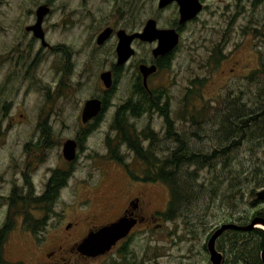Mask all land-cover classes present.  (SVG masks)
I'll return each instance as SVG.
<instances>
[{
	"label": "rangeland",
	"instance_id": "rangeland-1",
	"mask_svg": "<svg viewBox=\"0 0 264 264\" xmlns=\"http://www.w3.org/2000/svg\"><path fill=\"white\" fill-rule=\"evenodd\" d=\"M255 1L203 0L201 12L185 25L169 68L148 80L149 90L168 101V118L185 148L199 158L209 157L181 168L193 188L189 187L186 201L172 220L164 215L170 201L165 184H141L143 166L124 146L120 148L123 164L109 158L106 142L115 137L113 114L133 99L135 74L131 72L119 76L109 105L96 129L83 141L56 200L47 205L33 202L42 194L52 170L67 169L61 145L77 132L82 103L103 97L98 76L113 59L106 49L101 59L92 58L85 69L84 58L77 60L67 75L62 74L64 60L59 54L44 51L35 61L37 46L19 68L0 54V228L8 227L3 260L30 264L28 260L39 258V249H50L47 247L63 236L66 222L94 213L100 201L113 202L118 194L124 199L143 191L160 227L154 223L147 233L134 231L128 245L120 246L108 258L77 264H209L205 243L213 230L226 223L244 225L254 213L264 214V201L250 205L254 193L264 189V120L256 116V125L250 129H261L230 149L228 132H218L226 129L223 118L235 102L238 106L228 113L243 115V119L248 113L259 114L264 107V0ZM37 3L7 0V6L0 8V53L9 45L2 30L8 28V35L17 34L21 24L30 21L27 12L34 11ZM154 10L155 5L147 0H136V26L156 16ZM174 13V8L163 12L158 26L168 25ZM86 24L84 28L77 26L74 34L52 28L47 37L54 44L69 39L80 46L84 36L97 28L90 20ZM6 38L14 42L10 36ZM24 42L29 44L27 37ZM135 49L137 60L146 59L147 46ZM128 122L138 134H152L151 151L157 161L170 156L168 148L177 147L166 136L164 121L157 114L131 117ZM221 148L223 156L212 155ZM15 189L24 200H8ZM34 226L37 229L32 231ZM228 232L216 240L215 248L222 254V264H235L232 242L244 237ZM249 240L254 241L252 237Z\"/></svg>",
	"mask_w": 264,
	"mask_h": 264
},
{
	"label": "flooded vegetation",
	"instance_id": "flooded-vegetation-1",
	"mask_svg": "<svg viewBox=\"0 0 264 264\" xmlns=\"http://www.w3.org/2000/svg\"><path fill=\"white\" fill-rule=\"evenodd\" d=\"M34 11H28L30 21L24 25L21 24V30L15 35H8V28L2 30V34L10 36L14 42H10L6 37L5 40L8 42V47L5 48L1 55H6V59L9 63H11L14 67L19 68L23 67V61L30 56L32 49L34 46L38 47V51L34 60L38 59V56L46 51L51 55L59 54L61 60H64L62 67V74L67 73L70 75L74 68L76 61L84 58V68L89 64L90 60L96 57L98 60L103 57V53L106 49L111 52L112 61L109 62L106 70H102L99 73L98 80L102 86V94L103 97H94L91 99H96L100 101V112L97 116L91 118L86 123L80 122V113L83 107V103L79 112V122L77 132L72 139L75 143V157L71 162L64 161L67 166V169L59 170L54 169L50 174V178L46 181L44 185V189L42 194L39 197H46V193L48 191H52L55 188H58V191L64 187V185H60L55 183L57 180L52 181L51 176L53 172H57L61 177L70 175L71 167L74 161L77 158V153L81 149V145L83 141L86 139V136L93 132L104 111L109 105L108 98L112 94L115 87L119 84L121 76L124 73L135 74L134 80L131 84L132 87V106L136 108V105L140 106L139 114L137 117H132L133 119H137L142 117L145 114H157L156 111L147 110L142 105H140V95L137 90L142 88L145 91L146 95L151 97V90L148 87V80L155 73L160 72L164 69L169 68V65L172 60L173 53L179 44V40L181 34L184 30V27L187 23L193 21H187L185 23L179 24V14L178 7L175 2L168 3L164 5L162 8L158 7L159 0H147L149 4L155 5L154 12L157 14L156 16H150L145 18L140 24L139 27L136 26V0H114L113 3L111 0H37ZM202 6L203 0H198ZM7 6V0H0V8ZM174 15L170 20L167 21L168 25L165 27H159L158 21L160 19V15L163 12H168L169 10H173ZM41 12V13H40ZM201 12V11H200ZM198 15V14H197ZM39 17V19H38ZM90 20L94 25H97V28L92 31L91 34H86L84 36V40L81 42L80 46H75L71 44L72 40H67L65 42H58L54 44L50 42L47 35L48 31L52 32L53 29H62L71 34H74L75 28L77 26L84 28L87 26L86 22ZM149 20L154 21L155 27L157 29H172L178 36V43L176 47H174L171 51L166 52L162 55H153V50L157 47V40H153L151 42L140 41L136 38H133L129 41L128 48L130 50L129 54L125 59L122 58L125 55L118 56L116 52L117 46L120 44V33H123L125 36H130L132 34H136L142 31L145 23ZM39 21L38 29L35 30L36 24ZM143 23V24H142ZM142 24V25H141ZM18 25V24H17ZM141 25V26H140ZM39 33V34H38ZM104 34L105 37H104ZM24 37H27L29 40V44L25 45ZM103 37V39H101ZM121 46V45H120ZM136 46H147L148 47V55L145 56L146 59H136ZM122 54V53H121ZM119 59V60H118ZM22 62V63H21ZM34 65V63L30 64ZM154 67V72L148 74L144 81L145 85H143L141 70L139 67ZM59 71V70H57ZM103 73H108V77L110 80L109 89L105 90L101 80L100 75ZM89 100V99H88ZM107 102V103H106ZM161 102H165L161 99ZM167 110V118L168 112L170 111L168 107V103L166 106ZM115 113V112H114ZM158 115V114H157ZM159 116V115H158ZM161 117V116H159ZM162 118V117H161ZM114 119V114L112 118V122ZM163 119V118H162ZM165 120V119H164ZM163 120V121H164ZM165 124V123H164ZM173 126V125H172ZM133 127V126H132ZM173 128V127H172ZM134 129V127H133ZM135 131V130H134ZM136 132V131H135ZM137 133V132H136ZM138 134V133H137ZM143 134V132H141ZM179 134L177 132L174 133L170 139L173 140V144L177 145L176 148H168L172 152L180 153L182 152L181 144L183 143L179 140L180 137L177 138ZM147 137L149 135H145ZM176 137V138H175ZM71 140V139H70ZM145 142V141H144ZM181 142V144H179ZM62 146V145H61ZM131 154V153H130ZM61 155V153H60ZM66 182V181H65ZM140 183L143 185H149L153 182L150 181H142ZM50 194V192H49ZM56 194V196H57ZM38 197V198H39ZM121 194L116 196V200L113 202L110 201H100L98 203L97 210L92 213L91 211L87 213V215L83 217H75L73 220L68 221L64 224V234L63 236L55 239L47 248L50 249H39V258L33 257L28 260L30 264H77L80 261L83 262H93L98 259L108 258L116 249H118L122 245H128V241L133 235L134 231H142L143 233H147L149 229L152 228L154 223L156 227H160L158 224V217L149 210L150 202H145V194L143 191L138 193V196H130L124 199L120 198ZM9 201L24 200V195L20 194L18 190H13L10 193L8 198ZM115 210V212H113ZM127 219L134 221L133 227L128 231L126 236L115 243L106 253L96 256L94 258H89L82 256L77 251V246L80 241L90 232H94L99 228L109 225L111 223L116 222L119 219ZM32 231H35L37 228L34 226L30 228ZM74 230V231H73ZM73 231L71 234L70 232ZM8 233V227L2 226L0 228V250L2 251L4 242L6 240ZM37 247V245H36ZM38 249V248H37ZM0 264H9L7 261L0 260ZM13 264V263H10ZM16 264H24V263H16Z\"/></svg>",
	"mask_w": 264,
	"mask_h": 264
},
{
	"label": "trees",
	"instance_id": "trees-1",
	"mask_svg": "<svg viewBox=\"0 0 264 264\" xmlns=\"http://www.w3.org/2000/svg\"><path fill=\"white\" fill-rule=\"evenodd\" d=\"M261 0H256L255 3H260ZM138 94L140 95V105L147 110H153L157 112L159 116H161L164 120V125L166 127V132L168 137L174 136V129H172L171 120L167 118V110L166 106L168 101L161 102L163 96L160 93L154 94L151 92V97L145 94L142 88L137 90ZM187 96H185V99ZM238 101V100H237ZM107 103V102H106ZM131 99H128L121 107L117 108L114 113L113 119V128L112 130L115 133V137L113 140L106 142V147L109 152V158L111 160H115L117 163L123 164L122 162V154H120V148L124 146L127 151H129L133 158L143 166V169L140 170L139 175L142 177V181H150V182H160L165 184L170 191V201L168 204V210L164 214L166 219L172 220L175 217V214L178 211V208L182 204V201L185 200V196L189 191V187H192L187 184L186 177L184 173L180 170L182 167H190L192 165L200 164L204 159H208L209 157L196 155L194 153H190L188 148H185L184 145L181 144L182 152H172L170 156L163 159L162 161H157L151 151V138L152 134L149 137L145 136L144 134H137L132 124L128 122V119L131 117H137L139 114L140 106L136 105V108L132 106ZM238 106V102H235L230 109ZM228 110L225 112L228 115L227 118H223L227 120L226 129L218 130L219 133L228 132V149L234 147L238 141L246 139L247 135H251L255 132V130H260L261 127H255L254 129H250L253 125H256V121H253L256 116L260 117L264 120V107L259 114H252L248 113L247 119H243V115L237 114H229ZM221 122L219 125H221ZM250 131V132H249ZM177 138L179 137L176 135ZM176 138V137H175ZM236 139V140H235ZM149 140V141H148ZM144 141H148L147 146L144 147ZM110 143H113L111 145ZM224 152V148H221L220 151H215L212 155L216 154V158H219L223 155L220 153ZM214 157V156H213ZM229 161V158H228ZM127 165H124L126 170ZM129 171V170H128ZM256 172V169L253 170ZM182 173V174H180ZM132 178V174H130ZM67 176L61 177L57 172H53L51 176V180H57L55 183L60 185H64ZM183 180V181H182ZM193 188V187H192ZM58 188H55L52 191H48L46 193V197H39L36 198L33 202L39 205H47L52 204L56 200V194ZM50 192V194H49ZM186 201V200H185ZM258 202L254 199L250 205H254V203ZM263 218V213H254L251 217L252 218ZM250 219V220H251ZM249 220V221H250ZM248 223V222H247ZM245 225V224H244ZM228 234H241L244 239L234 238L233 240V248L230 250L232 251L233 262L235 264H261L258 258L259 251L264 243V233L259 229H252L248 232H238V231H230ZM253 238V240H249V238ZM230 256V253H229ZM0 260L2 261L1 250H0Z\"/></svg>",
	"mask_w": 264,
	"mask_h": 264
},
{
	"label": "water",
	"instance_id": "water-1",
	"mask_svg": "<svg viewBox=\"0 0 264 264\" xmlns=\"http://www.w3.org/2000/svg\"><path fill=\"white\" fill-rule=\"evenodd\" d=\"M175 2L178 7L179 14V24L185 23L187 21L193 20L198 13L202 10V6L198 0H159L158 7L162 8L164 5ZM41 13V12H40ZM39 19V17H38ZM39 21L35 28L38 29ZM39 34V33H38ZM121 37L119 39V45L116 48L118 56L125 55L128 56L130 50L128 48L129 41L136 38L140 41L151 42L157 40V47L153 50V55H162L166 52L171 51L176 47L178 43V36L172 29H157L155 27L154 21L149 20L145 23L141 32L132 34L130 36H125L120 33ZM106 34H104L105 37ZM103 39V37L101 38ZM121 45V46H120ZM122 53V54H121ZM119 60V59H118ZM140 72L142 75L143 85H145V77L148 74L154 72V67L141 66ZM108 73H103L100 75V80L105 88V90L110 87V80ZM101 106L100 101L96 99L86 100L83 104L80 113V122L86 123L91 118L97 116L100 112ZM61 156L64 161L71 162L75 157V143L72 140H65L61 146ZM254 199L257 201H264V189H260L254 193ZM134 221L127 220L125 218L119 219L114 223L103 226L94 232L88 233L78 244L77 251L80 255L94 258L106 253L117 241L124 238L128 231L133 227ZM252 229H259L264 233V219L263 218H252L245 225H237L235 223L221 224L215 230L211 232L205 243V250L208 256L209 264H222L223 257L220 252L215 248L216 240L226 231H238V232H248ZM258 258L261 264H264V243L259 251Z\"/></svg>",
	"mask_w": 264,
	"mask_h": 264
}]
</instances>
